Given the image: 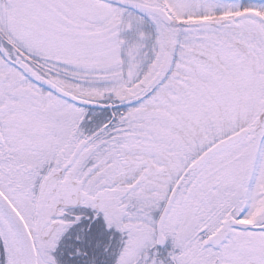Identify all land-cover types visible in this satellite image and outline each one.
<instances>
[{"label":"snow or ice","instance_id":"snow-or-ice-1","mask_svg":"<svg viewBox=\"0 0 264 264\" xmlns=\"http://www.w3.org/2000/svg\"><path fill=\"white\" fill-rule=\"evenodd\" d=\"M0 264H264V0H0Z\"/></svg>","mask_w":264,"mask_h":264}]
</instances>
